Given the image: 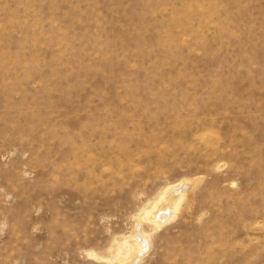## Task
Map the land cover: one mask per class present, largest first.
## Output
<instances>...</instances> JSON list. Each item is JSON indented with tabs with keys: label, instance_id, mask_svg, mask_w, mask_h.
I'll list each match as a JSON object with an SVG mask.
<instances>
[{
	"label": "rangeland",
	"instance_id": "obj_1",
	"mask_svg": "<svg viewBox=\"0 0 264 264\" xmlns=\"http://www.w3.org/2000/svg\"><path fill=\"white\" fill-rule=\"evenodd\" d=\"M139 231L134 264H264V0H0V264Z\"/></svg>",
	"mask_w": 264,
	"mask_h": 264
},
{
	"label": "bare ground",
	"instance_id": "obj_2",
	"mask_svg": "<svg viewBox=\"0 0 264 264\" xmlns=\"http://www.w3.org/2000/svg\"><path fill=\"white\" fill-rule=\"evenodd\" d=\"M184 185L187 186V188H185V189H188V187H189L188 184H184ZM189 185L191 186V184H189ZM170 190L171 189H168L167 191L163 192V195L161 196V198L159 197L160 199L158 198V201H156L155 205H153V207L145 213V217L143 214V218H145V220H148L149 223L151 222L155 225L154 226L153 224L150 223L154 228L160 227L165 221L169 220L170 217L172 218V215L177 211V209L180 205L181 199H184L183 197H185V194H184L185 192L183 189L173 192L174 194L172 192H170ZM175 193H176L177 199L174 200ZM171 199L174 201H172ZM171 206H172V208L170 209ZM179 209H180V207H179ZM175 215H176V213H175ZM145 220L143 219V221H145ZM142 233L143 232L139 231L138 234L135 236V239L133 240V243L130 246L131 248H129L131 250H130L129 256L127 258L128 259L127 263H122L120 261L121 263H119V264H134V261L139 256H141V254L144 252V251L142 252V250H143V248H145L144 246L147 245V243H146L147 240L143 236ZM124 259H126V258H124ZM137 260H140V259H137ZM135 263H137V262H135Z\"/></svg>",
	"mask_w": 264,
	"mask_h": 264
}]
</instances>
